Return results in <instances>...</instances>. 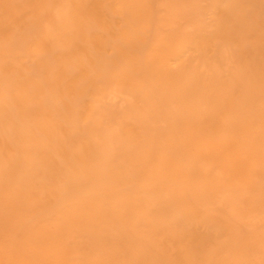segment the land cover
I'll return each instance as SVG.
<instances>
[{"label":"rangeland","instance_id":"1","mask_svg":"<svg viewBox=\"0 0 264 264\" xmlns=\"http://www.w3.org/2000/svg\"><path fill=\"white\" fill-rule=\"evenodd\" d=\"M0 264H264V0H0Z\"/></svg>","mask_w":264,"mask_h":264}]
</instances>
